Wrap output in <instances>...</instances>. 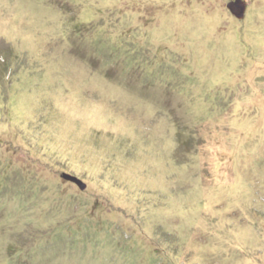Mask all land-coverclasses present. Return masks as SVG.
<instances>
[{
	"label": "rangeland",
	"instance_id": "1",
	"mask_svg": "<svg viewBox=\"0 0 264 264\" xmlns=\"http://www.w3.org/2000/svg\"><path fill=\"white\" fill-rule=\"evenodd\" d=\"M229 1L0 0V264H264V0Z\"/></svg>",
	"mask_w": 264,
	"mask_h": 264
},
{
	"label": "water",
	"instance_id": "2",
	"mask_svg": "<svg viewBox=\"0 0 264 264\" xmlns=\"http://www.w3.org/2000/svg\"><path fill=\"white\" fill-rule=\"evenodd\" d=\"M226 7L229 12L238 19H242L245 15L246 3L243 0H231L227 3ZM62 178L66 181L72 182L80 190L85 189V184L71 175L63 174Z\"/></svg>",
	"mask_w": 264,
	"mask_h": 264
}]
</instances>
